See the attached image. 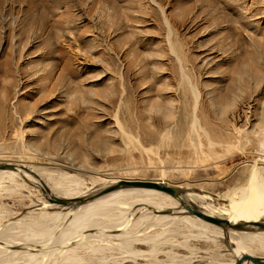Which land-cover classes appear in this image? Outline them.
I'll list each match as a JSON object with an SVG mask.
<instances>
[{
    "label": "rangeland",
    "instance_id": "rangeland-1",
    "mask_svg": "<svg viewBox=\"0 0 264 264\" xmlns=\"http://www.w3.org/2000/svg\"><path fill=\"white\" fill-rule=\"evenodd\" d=\"M34 1L0 6V163L36 168L66 200L108 180L212 196L245 184L252 166L264 179V0ZM38 14L63 30L31 26ZM6 178L0 229L41 230L43 214H63L43 189ZM174 228L156 237L161 246L136 242L146 254L136 262L105 245L80 250L78 264L228 260L224 242ZM151 229L143 234L160 235Z\"/></svg>",
    "mask_w": 264,
    "mask_h": 264
},
{
    "label": "bare ground",
    "instance_id": "bare-ground-1",
    "mask_svg": "<svg viewBox=\"0 0 264 264\" xmlns=\"http://www.w3.org/2000/svg\"><path fill=\"white\" fill-rule=\"evenodd\" d=\"M3 1L0 0V6L3 5ZM35 4L36 2L34 0H29L28 7L30 10L35 7ZM43 5L45 4H39L42 7ZM49 21L50 19L42 14L29 17L30 25L38 26L46 34L48 28V32L53 27L60 32L63 30L61 21H53L54 23H51L52 25H49ZM43 35L45 34L43 33ZM208 144L211 145L209 142ZM190 156L192 158L194 155ZM5 165H10L11 167L7 170H0V181L4 177H7L9 180L20 177L46 191V197L53 200V202L59 200L57 198L58 196H56L57 194L55 195L46 183L43 184V175L36 168L0 163V166ZM252 167L245 184L228 190L225 193L212 196L203 195L201 192L196 193L194 190L185 192L180 187L175 186L179 190V197L175 199L156 190L121 187L122 189L119 188L103 194L81 206L72 207L71 204L59 205L50 203L52 206L63 209L64 212L62 214L60 211L54 215L43 214L42 217L50 220L48 223L46 222L47 225L45 228L34 230L31 229L32 224L30 223V226H24L19 232L14 230L13 224L5 225L0 229V264L11 260H22L20 263L24 261L23 263L27 262L29 264H58L60 261L63 264L65 261H72V263L78 264L80 260L84 261L82 256L79 255L80 250L85 251L86 249L94 252L105 245L118 246L128 250L131 255L130 258L136 262L137 259L143 258L146 255L145 253L132 249V246L136 242L143 239V243L145 239L148 242L153 241L152 243L158 247L160 242L157 240L161 235L171 231L173 232L176 229L174 227L181 225L189 230V234H196L195 236L197 238H203V240L205 239L213 244L224 242L227 247H230L232 252L230 251L231 254H229L227 261H221L222 264H235L243 255L263 259L264 229L245 227L240 230H223L186 211V208H196L204 214L227 219L231 223H264V179L262 178L261 172L255 166ZM25 168L27 169L26 172ZM116 183L118 182L108 180L98 186L97 189L94 187L95 189L93 188V191L88 190L82 196L85 197L104 190ZM0 188H2V185ZM50 204L41 203L40 206L43 209H49ZM34 206L36 207L38 205ZM57 220H61L60 222L63 224V228L59 230L52 229L50 226ZM151 228L161 230L160 235L152 239V236L146 234V232L143 234L144 231ZM21 232L23 234L17 237L16 235ZM172 234L174 236L176 233L174 232ZM152 250L151 253H156L154 248ZM241 264L251 263L245 261Z\"/></svg>",
    "mask_w": 264,
    "mask_h": 264
},
{
    "label": "water",
    "instance_id": "water-1",
    "mask_svg": "<svg viewBox=\"0 0 264 264\" xmlns=\"http://www.w3.org/2000/svg\"><path fill=\"white\" fill-rule=\"evenodd\" d=\"M11 167L10 165H5V166H0V170H7ZM160 182L157 181H142V180H119L118 183L115 185H112L111 187H108L104 190L92 193L88 196L81 197V198H75L71 200H65V199H59L55 203L59 205H67L71 204L72 207L74 206H79L81 204H84L86 202L92 201L93 199L102 196L103 194H106L108 192L117 190L121 187H126V188H139V189H147V190H156L163 192L172 198L177 199L179 197V190L174 187V186H168V185H161L159 184ZM186 211L193 215L196 216L197 218L214 225L216 227H219L223 230H240L245 227H250V228H257V229H264V223H259V222H239V223H231L227 219H221V218H216L213 216H209L207 214L202 213L201 211L197 210L196 208H186ZM249 262L251 264H264V258H257L253 257L250 255H243L240 257L235 264H241L243 262Z\"/></svg>",
    "mask_w": 264,
    "mask_h": 264
}]
</instances>
